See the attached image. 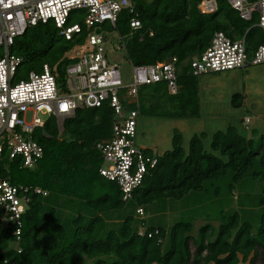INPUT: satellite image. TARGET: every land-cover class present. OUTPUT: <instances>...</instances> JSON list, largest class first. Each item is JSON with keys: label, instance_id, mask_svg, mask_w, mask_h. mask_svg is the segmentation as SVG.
<instances>
[{"label": "trees", "instance_id": "obj_1", "mask_svg": "<svg viewBox=\"0 0 264 264\" xmlns=\"http://www.w3.org/2000/svg\"><path fill=\"white\" fill-rule=\"evenodd\" d=\"M201 1L135 0L140 30L130 29L126 11L119 15L114 29L106 26L108 32L124 38L127 59L133 66L177 59L176 94H170L162 83L141 87L139 114L169 120L199 117L198 77L190 72L188 61L208 47L214 33L234 39L249 30L246 38L252 48L264 44L262 31L252 27L255 20H241L224 0H214L216 11L202 15ZM80 25L82 34L73 41L59 36L52 23L29 28L17 37L10 47V53L22 59L16 78L40 73L48 65L61 83L65 67L75 62L68 53L83 44L88 33ZM241 102L240 95L232 96L235 107ZM112 123V109L106 103L77 110L73 118L63 121L61 131L56 118L50 117L43 128L45 135L42 130L33 135L43 156L32 169L20 168L18 159L9 161L4 156L0 160V178L46 192L45 196L28 193L30 201L21 218L18 242L12 235L15 227L0 222V264H264V210L253 229L236 212L224 209L247 180L262 185L264 196V134L255 143L241 128L228 126L212 134L208 153L205 132L193 135L185 151L183 137L175 131L169 150L162 154L144 150L157 163L148 167L131 200L123 202L117 184L98 173L103 160L95 145L111 137ZM209 195L226 204L215 219L220 221L217 228L206 223L193 236V222L179 221L168 230L148 225L139 234L143 220L136 222L133 213L137 209L144 212L158 202L186 198L201 206ZM242 196L237 194V206ZM126 204L134 209L132 214L120 213ZM259 207H264L263 197Z\"/></svg>", "mask_w": 264, "mask_h": 264}, {"label": "built area", "instance_id": "obj_2", "mask_svg": "<svg viewBox=\"0 0 264 264\" xmlns=\"http://www.w3.org/2000/svg\"><path fill=\"white\" fill-rule=\"evenodd\" d=\"M224 1L241 20H255L252 27L264 34V0ZM198 8L202 15H210L217 6L214 0H202ZM80 11L88 33L83 44L75 47L78 51L68 53L75 62L65 67L62 82L57 81L48 65H43L40 73L30 72L26 78L17 79L15 73L22 59L10 53L13 41L27 29L47 23H52L65 41H73L82 34V28L69 21ZM124 11L130 15V29L140 30L135 0H0V160L4 156L9 161L18 159L20 168H33L43 156L33 135L41 130L45 135L43 128L48 118L55 117L61 131L63 121L73 118L77 110L100 108L106 103L112 109L113 123L111 137L95 145L103 160L98 173L117 184L123 202L131 200L148 167L157 163L155 157L147 156L136 144L138 90L162 83L170 94H176L179 68L175 57L162 63L132 65V83L122 84L118 65L107 62L106 38L97 29L102 25L114 29ZM248 31L234 39L223 32L214 33L208 47L188 61L192 75L264 64V44L252 48L247 43ZM118 37L120 48L126 49L124 38ZM250 121L248 116L243 118L246 129ZM106 163L109 166L105 167ZM30 190L46 195L40 189L16 186L0 178V222L15 227L12 235L16 242L21 239V218L30 201ZM136 214L144 216L141 208ZM143 233L139 230L140 235Z\"/></svg>", "mask_w": 264, "mask_h": 264}, {"label": "rangeland", "instance_id": "obj_3", "mask_svg": "<svg viewBox=\"0 0 264 264\" xmlns=\"http://www.w3.org/2000/svg\"><path fill=\"white\" fill-rule=\"evenodd\" d=\"M70 23L82 24V12H77L74 19L70 18ZM106 26L108 25L100 26L97 32L102 33L106 38L104 54L107 62L109 64L116 63L122 84L130 85L132 83V64L127 59L125 49L120 48L117 33L114 31L108 32ZM78 49H74V52ZM0 53H2V49H0ZM197 81L199 87V117L169 120L138 114L135 139L138 147L143 150H151L154 154H162L165 150L170 149L172 136L175 131H178L183 137L185 145V148H183L187 151L186 146H188L190 138L195 134L205 132L207 136L203 140L204 147L208 153H211L212 134L216 130H225L230 124L237 127L238 130L241 128V133L253 139L255 143L260 135L264 134V64L249 66L243 70L200 76ZM233 95L242 97L241 106L235 107L232 104ZM245 116H248L251 120L248 130H245L240 123ZM215 155L219 156L218 153H215ZM220 158L226 161V158ZM104 166H109V164L106 163ZM261 188L262 185L247 180L244 189L236 190L233 202L228 207L225 206L226 204H219L215 199L209 198L210 193L201 202L203 203L201 206L193 198L177 201L167 200L144 208L143 217L137 216L136 213L133 214L136 222L139 223L140 219L143 220V226L139 225L138 227L140 231H143L148 225L162 226L168 230L176 222L191 221L193 222L192 235L196 236L199 227L206 223H210L217 228L220 221L215 219L225 206V212H236L241 221H247L255 229L258 216L264 210V207H259L261 197L264 198L260 192ZM237 194H242V198H244L238 206L235 202ZM128 212L132 214L134 209L126 204L120 213L124 215ZM213 239L214 237L211 238V240ZM85 259L86 257H83L84 261ZM87 264H91V262L87 261Z\"/></svg>", "mask_w": 264, "mask_h": 264}, {"label": "crops", "instance_id": "obj_4", "mask_svg": "<svg viewBox=\"0 0 264 264\" xmlns=\"http://www.w3.org/2000/svg\"><path fill=\"white\" fill-rule=\"evenodd\" d=\"M246 117V116H245ZM242 120H243V118H242ZM242 120L240 121V123H241V126H243V124H242ZM250 123H251V121H250ZM230 126H231V124H230ZM217 131V130H216ZM183 147L185 148V145H184V142H183ZM188 148V146H186V149ZM153 152V151H152Z\"/></svg>", "mask_w": 264, "mask_h": 264}, {"label": "clouds", "instance_id": "obj_5", "mask_svg": "<svg viewBox=\"0 0 264 264\" xmlns=\"http://www.w3.org/2000/svg\"><path fill=\"white\" fill-rule=\"evenodd\" d=\"M200 77V76H199Z\"/></svg>", "mask_w": 264, "mask_h": 264}]
</instances>
